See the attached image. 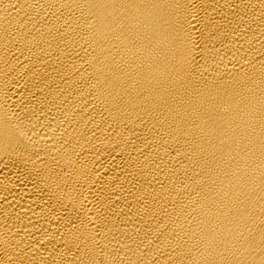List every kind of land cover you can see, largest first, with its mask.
Returning <instances> with one entry per match:
<instances>
[{
	"label": "bare ground",
	"instance_id": "bare-ground-1",
	"mask_svg": "<svg viewBox=\"0 0 264 264\" xmlns=\"http://www.w3.org/2000/svg\"><path fill=\"white\" fill-rule=\"evenodd\" d=\"M0 264H264V0H0Z\"/></svg>",
	"mask_w": 264,
	"mask_h": 264
}]
</instances>
